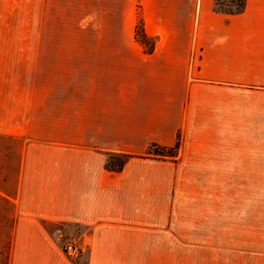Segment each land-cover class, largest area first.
Returning <instances> with one entry per match:
<instances>
[{"label": "crops", "instance_id": "obj_1", "mask_svg": "<svg viewBox=\"0 0 264 264\" xmlns=\"http://www.w3.org/2000/svg\"><path fill=\"white\" fill-rule=\"evenodd\" d=\"M214 2L49 0L73 30L46 36V0H0L8 264H253L205 223L219 190L264 188V0Z\"/></svg>", "mask_w": 264, "mask_h": 264}, {"label": "rangeland", "instance_id": "obj_2", "mask_svg": "<svg viewBox=\"0 0 264 264\" xmlns=\"http://www.w3.org/2000/svg\"><path fill=\"white\" fill-rule=\"evenodd\" d=\"M219 3L224 9L232 7V0H219ZM48 8L49 0H46L45 35H69L73 30L71 14L60 9V13L53 16ZM137 35L143 42L149 41L140 27ZM178 145L176 143L172 148L152 147L149 153L165 157L175 154ZM123 158L109 155L107 165L115 167ZM219 191L222 216H211L210 224L205 223V228L215 233L213 239L220 246L219 259L222 262L250 261L264 264V188L238 187ZM11 212L12 216H7ZM14 218V206L10 208L0 203V264H8Z\"/></svg>", "mask_w": 264, "mask_h": 264}, {"label": "trees", "instance_id": "obj_3", "mask_svg": "<svg viewBox=\"0 0 264 264\" xmlns=\"http://www.w3.org/2000/svg\"><path fill=\"white\" fill-rule=\"evenodd\" d=\"M245 3H246V0H232V7L228 8V9H224V8L220 7L219 0H215V2H214V10L217 11V12H220V13H225V14H238V13H241L244 10ZM153 148H156V146L153 147ZM176 153L177 152H175V154H171V155H168V156H165V157H175ZM154 155L159 156V157H163V156H160L161 154H157V153H154ZM125 159H126V157L124 156L122 161H120L115 167H111V168H114V169L121 168V166L123 165Z\"/></svg>", "mask_w": 264, "mask_h": 264}, {"label": "built area", "instance_id": "obj_4", "mask_svg": "<svg viewBox=\"0 0 264 264\" xmlns=\"http://www.w3.org/2000/svg\"><path fill=\"white\" fill-rule=\"evenodd\" d=\"M62 249L70 261H76L82 253V248L75 240L65 242Z\"/></svg>", "mask_w": 264, "mask_h": 264}]
</instances>
